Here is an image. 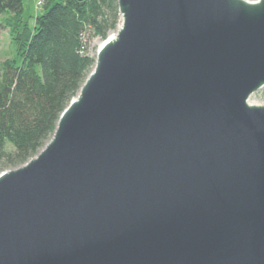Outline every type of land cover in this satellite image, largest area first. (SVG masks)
I'll use <instances>...</instances> for the list:
<instances>
[{
    "label": "water",
    "instance_id": "95a60500",
    "mask_svg": "<svg viewBox=\"0 0 264 264\" xmlns=\"http://www.w3.org/2000/svg\"><path fill=\"white\" fill-rule=\"evenodd\" d=\"M116 1L51 139L0 174V264H264V0Z\"/></svg>",
    "mask_w": 264,
    "mask_h": 264
},
{
    "label": "trees",
    "instance_id": "16d2710c",
    "mask_svg": "<svg viewBox=\"0 0 264 264\" xmlns=\"http://www.w3.org/2000/svg\"><path fill=\"white\" fill-rule=\"evenodd\" d=\"M42 6L30 27L23 0H0L19 58L0 63V170L24 164L51 139L94 67L90 40L106 39L120 22L116 0H42Z\"/></svg>",
    "mask_w": 264,
    "mask_h": 264
},
{
    "label": "rangeland",
    "instance_id": "374dc122",
    "mask_svg": "<svg viewBox=\"0 0 264 264\" xmlns=\"http://www.w3.org/2000/svg\"><path fill=\"white\" fill-rule=\"evenodd\" d=\"M249 1H255V0H249ZM23 9H24L23 16L30 27H33L34 19L36 18V16L42 14L45 10L42 5H38L37 0H23ZM3 17L4 16H2V18ZM4 26L5 25H3L2 20L0 19V63H3L6 59H12L15 61V64H18L19 58L16 56L17 48L13 43L12 40L13 38L9 32V29H7ZM118 26L119 24L117 25V28ZM117 28L113 31H109L107 37H109L111 34L116 33ZM104 40L105 39L102 40L99 37H93L90 40L88 52L91 57L95 58L96 51ZM249 102L252 104L264 106V88L252 94L251 97L249 98ZM4 171L6 170H0V174Z\"/></svg>",
    "mask_w": 264,
    "mask_h": 264
},
{
    "label": "built area",
    "instance_id": "2783aa9c",
    "mask_svg": "<svg viewBox=\"0 0 264 264\" xmlns=\"http://www.w3.org/2000/svg\"><path fill=\"white\" fill-rule=\"evenodd\" d=\"M38 5H42V0H37Z\"/></svg>",
    "mask_w": 264,
    "mask_h": 264
}]
</instances>
